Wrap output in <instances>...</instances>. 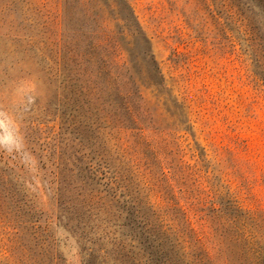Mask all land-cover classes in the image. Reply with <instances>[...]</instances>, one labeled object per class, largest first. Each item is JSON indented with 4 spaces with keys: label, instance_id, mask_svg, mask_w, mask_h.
Returning <instances> with one entry per match:
<instances>
[{
    "label": "rangeland",
    "instance_id": "1",
    "mask_svg": "<svg viewBox=\"0 0 264 264\" xmlns=\"http://www.w3.org/2000/svg\"><path fill=\"white\" fill-rule=\"evenodd\" d=\"M0 0V264H264V10Z\"/></svg>",
    "mask_w": 264,
    "mask_h": 264
},
{
    "label": "trees",
    "instance_id": "2",
    "mask_svg": "<svg viewBox=\"0 0 264 264\" xmlns=\"http://www.w3.org/2000/svg\"><path fill=\"white\" fill-rule=\"evenodd\" d=\"M239 6H247L249 9H253L255 11L264 10V0H238Z\"/></svg>",
    "mask_w": 264,
    "mask_h": 264
}]
</instances>
